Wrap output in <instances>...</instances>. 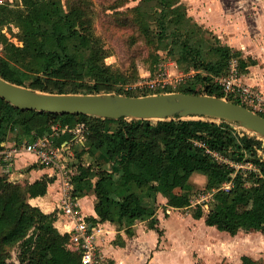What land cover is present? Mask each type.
Here are the masks:
<instances>
[{"label":"trees","instance_id":"obj_1","mask_svg":"<svg viewBox=\"0 0 264 264\" xmlns=\"http://www.w3.org/2000/svg\"><path fill=\"white\" fill-rule=\"evenodd\" d=\"M68 1L65 13L60 0H18L15 7L0 6V24H14L22 43L17 46L1 35L0 76L3 79L41 92L87 94L114 91V85L125 80L123 74L104 63L107 53L93 33L90 17L82 7L83 0ZM178 1L142 0L131 8V22L140 35L152 43L156 35L165 37V12ZM194 33L198 36L196 44H190L188 35L179 30L170 34L172 45L180 51L176 62L179 66L186 63L206 74L187 76L177 89L166 88L157 93L200 94L195 90V83L202 82L203 94L222 97L213 79L226 72L229 61L238 58L240 71L254 64L252 60L241 59L240 52L228 45L200 36L206 33L201 27ZM31 61L41 66L42 77H32L36 71L28 69ZM80 61L85 67L83 74L77 71ZM64 116L86 124L84 142L73 149L77 161L73 163L77 169L73 184L78 198L86 194L95 196L94 211L100 221L128 225L136 220H147L148 226L156 229L157 191L167 197L166 206L186 208L190 205L189 196L172 191L181 190L182 184L193 174L204 175L207 190L230 180L234 174L229 189L213 193L211 208L204 213L201 206L197 207L192 216L203 217L205 225L230 236L240 230L264 235V162L254 157L243 160L240 145L235 142L236 131L228 123L206 122L200 126L195 120H182L154 126L140 120V124H134L125 121L126 118L111 120L22 111L0 98V149L9 133L48 135L50 125ZM120 121L125 122L117 130ZM243 139L249 141L246 137ZM197 141L205 142L208 150L232 163L245 162L252 168H235L230 163L217 162L204 147L194 144ZM84 153L96 157L95 165L101 163L97 159L99 155L115 159L114 169L108 173L94 169L93 164L83 165L80 157ZM51 181V177H43L20 185L0 175V264H10L7 259L14 246H17L19 264H80L79 253L66 247L69 234L59 233L53 227L55 214H45L28 203L29 198L44 195ZM142 193L146 199L142 198ZM240 261L241 264H259L246 255L241 256Z\"/></svg>","mask_w":264,"mask_h":264},{"label":"rangeland","instance_id":"obj_2","mask_svg":"<svg viewBox=\"0 0 264 264\" xmlns=\"http://www.w3.org/2000/svg\"><path fill=\"white\" fill-rule=\"evenodd\" d=\"M141 1L83 0L82 2L83 9L90 17L93 33L100 39L106 50L107 56L104 63L112 69L118 70L125 77V80L121 79L114 85V91L102 93L129 94L130 96L159 94L158 91L139 88L136 84L143 79L166 72L171 79L179 78V81L159 90L164 91L166 88L175 90L185 77L197 73L205 75V72L197 71L186 63L179 66L176 62L180 51L172 45L173 38L170 34L177 30L188 35L187 39L190 44H196L198 36L194 31L201 27L206 33L200 36L209 38L211 41L218 40L220 44H229L234 50H240L242 58L251 54L264 56V0H179L165 12L163 18L165 37L160 38L156 35L152 43L147 42L131 22L130 10ZM60 2L62 12L65 13L69 1L60 0ZM18 3V0H0V6L15 7ZM196 16L205 20L209 27L200 26L195 19ZM198 20L200 19L198 18ZM156 30L158 31V29ZM1 35L17 46L22 45L19 39V29L14 24H0V55L2 54ZM233 59L238 62V58ZM28 67L32 72L36 71L32 75L33 78L42 77V69L38 63L31 61ZM77 71L80 74L85 73L82 61L78 62ZM214 86L216 87V85ZM203 88L204 83H195V90L200 94H203ZM182 120H195L200 126H204L206 122H220L195 117L180 119L174 117L163 120H147L146 122L156 126L165 122L179 123ZM125 121L134 124L142 122L132 119ZM59 124L62 126L61 123ZM229 125L236 131L237 141L235 142L238 146L240 145L239 151L242 152L243 160L254 157L264 162V138L234 124ZM245 137L249 140L248 142L243 139ZM234 148L232 146V151H235ZM86 160L90 161L96 170L112 171L114 169V167L113 169L109 166L104 167L102 163L95 165V157L91 155H87ZM230 160L233 161V159ZM247 166L245 164L243 168ZM233 176L234 174L231 175V178ZM231 178L207 190L204 175L195 173L182 184L181 190L172 191L186 193L190 198L188 207L174 209L156 203L160 219L164 221V225L169 231L168 238L171 240L163 249L165 250L164 264H239L243 255L251 257L259 264H264V235L262 233L240 230L234 236H230L214 227L205 225L203 217L196 219L192 216L196 208L200 206L206 213L211 208L209 206L213 193L218 189H229ZM116 183L118 184L119 181L116 180ZM141 195H143V199H146L144 193ZM160 233L162 236V231ZM178 238L180 246L177 243ZM9 252L7 261L10 264H19L17 246L10 248Z\"/></svg>","mask_w":264,"mask_h":264},{"label":"crops","instance_id":"obj_3","mask_svg":"<svg viewBox=\"0 0 264 264\" xmlns=\"http://www.w3.org/2000/svg\"><path fill=\"white\" fill-rule=\"evenodd\" d=\"M198 18L200 20H198ZM195 19L199 22L200 26L204 25V27L206 28L209 25L199 16H196ZM227 45L231 47L229 44ZM237 51L240 52V50ZM240 58L244 59L245 61L249 59L254 61V64L246 65L241 69V82L260 92V94L264 97V56L260 54L254 56L253 54H251L250 56H245V58H242V53L240 52ZM90 117L98 118L94 116ZM58 122L61 123L62 126ZM58 122H54L50 125V134L48 135H52L53 132L51 127L53 125H56L58 129L62 130L54 135L53 142H55L56 145L62 147V154L73 164L76 161L73 151L74 146L78 145V143L81 142L72 141V131H75L77 129L78 124L83 123L85 127L86 124L83 121L75 120V118H73L72 116H64ZM65 127L67 128V131L63 130ZM121 128L122 123L119 122L116 129L119 130ZM86 134L87 131L85 132L84 136ZM39 137L42 136L34 137L33 134L16 136L14 133H9L6 141L1 143L2 149H0V158L2 157L3 153L8 151L10 147L14 145L20 146L29 143ZM87 155L89 154L84 153L80 157V162L85 166L91 165L90 161L86 160ZM97 159L100 160L104 167L109 166L110 168L113 166V163L115 161V159H111L110 157L104 158V156L100 155L97 157ZM0 163H2L1 160ZM3 170H5L4 175L7 177L8 181L20 185H23L25 183H32L35 180H40L43 177H51L52 181L47 185L46 193L42 196L29 198L28 203L31 206L37 207L45 214H55L56 218L53 223V227L59 233L69 234L71 223H68V221L63 218L57 211V204L60 199V188L59 180L55 175V170L50 167L44 166L43 164H40L34 154L25 151L19 152L15 156L11 164L6 168L4 167ZM101 170H105L108 173L111 172V170L107 169ZM134 191H136V189H134ZM95 200L96 198L93 194H86L78 198V204L80 206L82 215L87 220L96 222L101 228L96 242L102 253H104V255L110 260V264H164L163 258L165 250L163 249L167 247V244L171 242V240H169L168 238L169 231L164 225V221L160 219V216L158 214L159 208L155 213V218L157 220L156 229L150 228L148 226L149 221L147 220H136L132 224L126 225L122 223L118 225L116 223H111L109 221H100L98 219L94 211ZM155 201L157 204L165 206L167 197L157 191L155 193ZM157 230H159L160 232L162 231L163 235L161 236V233H158ZM177 243L178 246H180L179 238L177 239ZM239 264H241L240 260Z\"/></svg>","mask_w":264,"mask_h":264},{"label":"water","instance_id":"obj_4","mask_svg":"<svg viewBox=\"0 0 264 264\" xmlns=\"http://www.w3.org/2000/svg\"><path fill=\"white\" fill-rule=\"evenodd\" d=\"M0 98L22 111L88 115L117 120L206 118L234 124L264 138V116L233 101L207 94L165 92L142 96L116 93H47L0 76Z\"/></svg>","mask_w":264,"mask_h":264},{"label":"built area","instance_id":"obj_5","mask_svg":"<svg viewBox=\"0 0 264 264\" xmlns=\"http://www.w3.org/2000/svg\"><path fill=\"white\" fill-rule=\"evenodd\" d=\"M178 81L179 78L171 79L168 73L161 72L150 78L143 79L136 86L148 91H157ZM213 82L222 94L221 98L235 101L260 115L264 114V97L260 92L241 82L240 68L236 59H231L226 72L215 76ZM51 129L53 132L52 135L36 138L20 146L14 145L7 152L3 153L0 158L2 161L0 163V175H4V167H8L15 156L21 151L34 154L40 164L55 170L60 188V199L57 204V211L68 223H71L66 247L70 251L79 253L80 264H110V260L102 253L96 242L101 228L96 222L87 220L81 213L73 184V177L77 173L76 165H73L62 154V147L53 142L54 135L62 130L58 129L56 125H53ZM66 129L65 127L63 130L67 131ZM85 132V125L83 123L78 124L77 129L72 131V141L83 142ZM194 144L204 147L205 151L217 162L230 163L235 168H243L246 164L248 165L246 168H252V165L248 163H244V165L238 162L232 163L218 153L208 150L205 142L197 141Z\"/></svg>","mask_w":264,"mask_h":264}]
</instances>
